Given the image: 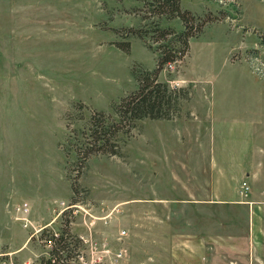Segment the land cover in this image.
Instances as JSON below:
<instances>
[{"label":"rangeland","instance_id":"374dc122","mask_svg":"<svg viewBox=\"0 0 264 264\" xmlns=\"http://www.w3.org/2000/svg\"><path fill=\"white\" fill-rule=\"evenodd\" d=\"M180 2L185 53L159 0H0V264H39L60 225L77 264H264V0ZM167 45L169 118L99 150L93 117L121 124Z\"/></svg>","mask_w":264,"mask_h":264},{"label":"trees","instance_id":"16d2710c","mask_svg":"<svg viewBox=\"0 0 264 264\" xmlns=\"http://www.w3.org/2000/svg\"><path fill=\"white\" fill-rule=\"evenodd\" d=\"M180 0H159L157 7L159 9L164 8V13H170L173 17H179L186 26L185 30L180 33L182 39V53H185L189 49L188 38L192 34V24L189 25V20L194 19L193 15L189 11L181 9ZM191 17V18H190ZM202 29V24H199V31ZM165 31H163L164 33ZM126 51H130V44H118ZM163 49V48H162ZM178 47H168L161 51L158 69L153 72H143L138 76L140 81L138 91L132 95L125 97L116 106L115 110L119 116L117 122L110 121V119L104 114L100 113L93 117L91 138L95 142V145L99 143V150L105 149L110 144L111 135L121 129L124 123L129 122L133 127L138 120L144 118L159 119L169 118L174 100L173 93L170 91L169 86L166 83L157 81V72L166 63L171 64L176 60ZM177 103V102H176ZM116 146V145H115ZM111 153H117L115 148L109 149ZM44 245L50 248L49 256H44L39 264H77L73 261V257L78 253L77 247L83 243L79 238H76L71 233L68 226L60 225L56 228L44 227L43 230Z\"/></svg>","mask_w":264,"mask_h":264},{"label":"built area","instance_id":"2783aa9c","mask_svg":"<svg viewBox=\"0 0 264 264\" xmlns=\"http://www.w3.org/2000/svg\"><path fill=\"white\" fill-rule=\"evenodd\" d=\"M171 65H172V64H170V66H171ZM171 67H172V66H171ZM242 187L245 188V189H247V188L249 187L246 181L243 182Z\"/></svg>","mask_w":264,"mask_h":264}]
</instances>
